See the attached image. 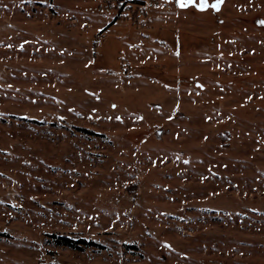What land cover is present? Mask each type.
Segmentation results:
<instances>
[{"label":"rangeland","instance_id":"rangeland-1","mask_svg":"<svg viewBox=\"0 0 264 264\" xmlns=\"http://www.w3.org/2000/svg\"><path fill=\"white\" fill-rule=\"evenodd\" d=\"M206 3L0 0V264H264V0Z\"/></svg>","mask_w":264,"mask_h":264},{"label":"trees","instance_id":"trees-1","mask_svg":"<svg viewBox=\"0 0 264 264\" xmlns=\"http://www.w3.org/2000/svg\"><path fill=\"white\" fill-rule=\"evenodd\" d=\"M55 244L58 246L68 247L73 250H85V249H95L102 248L103 246L93 240H87L85 238H71L68 236L52 234Z\"/></svg>","mask_w":264,"mask_h":264},{"label":"snow or ice","instance_id":"snow-or-ice-1","mask_svg":"<svg viewBox=\"0 0 264 264\" xmlns=\"http://www.w3.org/2000/svg\"><path fill=\"white\" fill-rule=\"evenodd\" d=\"M178 4L180 7H187L188 5L194 4L195 7L203 10L206 8L208 5L206 3V0H201L199 4H195V0H177ZM221 0H216V3L212 5L213 8H218ZM261 23H264V21H261Z\"/></svg>","mask_w":264,"mask_h":264}]
</instances>
